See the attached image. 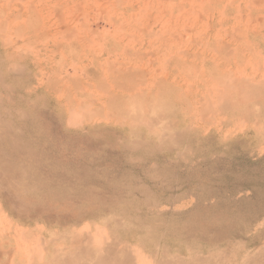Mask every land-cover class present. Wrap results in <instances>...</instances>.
<instances>
[{"label":"rangeland","instance_id":"obj_1","mask_svg":"<svg viewBox=\"0 0 264 264\" xmlns=\"http://www.w3.org/2000/svg\"><path fill=\"white\" fill-rule=\"evenodd\" d=\"M263 154L264 0H0V264H264Z\"/></svg>","mask_w":264,"mask_h":264},{"label":"trees","instance_id":"obj_2","mask_svg":"<svg viewBox=\"0 0 264 264\" xmlns=\"http://www.w3.org/2000/svg\"><path fill=\"white\" fill-rule=\"evenodd\" d=\"M229 153V151H226ZM239 160H242L243 163H246L248 165H258V164H264V154L260 157H257L256 159L252 160L251 158L240 155L237 156ZM224 184L226 187L231 188L230 193L234 194L237 193L239 190H247L253 188L254 185H256L255 181H244V182H237L234 177L227 176L225 178Z\"/></svg>","mask_w":264,"mask_h":264},{"label":"bare ground","instance_id":"obj_3","mask_svg":"<svg viewBox=\"0 0 264 264\" xmlns=\"http://www.w3.org/2000/svg\"><path fill=\"white\" fill-rule=\"evenodd\" d=\"M241 104V103H240ZM232 105V104H231ZM236 105V104H235ZM234 105V106H235ZM214 106V105H213ZM239 105H237V107H238ZM97 107V106H96ZM215 107H217L216 105H215ZM220 107V106H219ZM228 107H229V103H228ZM235 108V107H234ZM217 109V108H216ZM244 109H245V107H244ZM237 112V111H236ZM231 113V112H230ZM241 113V112H240ZM246 113V112H245ZM235 114V113H234ZM234 114H233V116H234ZM239 114V113H238ZM247 114V113H246ZM260 114V113H259ZM259 114H257V116L256 117H258V115ZM254 115V114H253ZM239 116H241V115H239ZM244 116V115H243ZM230 117V116H229ZM238 117V116H237ZM240 118V117H239ZM247 119V118H246ZM257 119V118H256ZM227 120H229V119H227ZM220 121V120H219ZM236 121H237V119H236ZM229 121H227V123H228ZM235 123V122H234Z\"/></svg>","mask_w":264,"mask_h":264}]
</instances>
